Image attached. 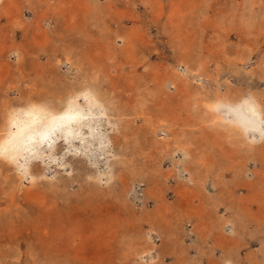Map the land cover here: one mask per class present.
<instances>
[{
    "label": "rangeland",
    "instance_id": "374dc122",
    "mask_svg": "<svg viewBox=\"0 0 264 264\" xmlns=\"http://www.w3.org/2000/svg\"><path fill=\"white\" fill-rule=\"evenodd\" d=\"M82 91L0 144V264H264V0H0V139Z\"/></svg>",
    "mask_w": 264,
    "mask_h": 264
},
{
    "label": "bare ground",
    "instance_id": "6f19581e",
    "mask_svg": "<svg viewBox=\"0 0 264 264\" xmlns=\"http://www.w3.org/2000/svg\"><path fill=\"white\" fill-rule=\"evenodd\" d=\"M89 94L84 91L82 92H76L73 95L69 97V101L74 102L71 105V108H69V105H66L64 110L57 112L56 114L52 113L51 111L47 112L45 110H41L38 107L35 109H32L37 112L38 115L42 114H49V117L44 119L40 124L36 123V118L32 115H29L23 124L18 125L17 130L15 133H12L10 136L9 141L4 142V137L0 139V144L3 143V145L8 146H14V148L19 146L20 141L22 140L21 137L24 135V139L26 142H31L33 139L37 138L40 139L41 142L47 139L48 135L52 133L54 130H60L63 128H68L72 124L74 126H71L72 128L78 130L80 129L81 125V116L85 112L81 107H79V102L82 100L89 101ZM214 101V100H213ZM228 101V100H227ZM254 102V101H253ZM89 103V106H91V103ZM260 106V105H259ZM30 110L25 109L23 111L26 112ZM92 110V109H91ZM211 110L214 112L215 117L214 121L219 122L221 120H227L228 117H231L233 119V125L234 120L237 118V114L241 111L245 114H252V102L247 100H242L236 104H226L221 101V99H215L214 103L212 104ZM32 114V113H31ZM240 115V114H239ZM46 116V115H45ZM88 116V115H87ZM263 117V116H262ZM245 118V117H244ZM242 120H240L241 122ZM15 122V121H14ZM83 122V121H82ZM243 122V121H242ZM86 124V123H85ZM242 124V123H241ZM254 124V123H253ZM258 124V123H257ZM263 124V123H262ZM8 126V125H7ZM235 129V128H234ZM233 129V130H234ZM247 129V128H246ZM67 132V129H65ZM236 130V129H235ZM11 133V132H10ZM9 133V134H10ZM64 134V133H63ZM249 134V133H248ZM256 136V135H255ZM250 137V136H249ZM9 138V137H8ZM5 148V147H4ZM3 148V149H4ZM74 159V158H73ZM34 163V162H33ZM34 231V230H33ZM48 232V231H47ZM14 234V233H13ZM35 238V237H34ZM43 239V238H42ZM52 239V238H51ZM41 240V239H40ZM21 242V241H20ZM56 242V241H55ZM37 244V243H36ZM40 244V243H39ZM152 244V243H151ZM83 246V245H82ZM81 246V248H82ZM50 247V246H49ZM85 248V247H84ZM43 249V248H42ZM81 251V250H80ZM40 252V251H39ZM53 252V251H52ZM75 253V252H73ZM81 253V252H80ZM97 254H99L97 252ZM161 254V253H160ZM160 254L154 252L153 250H149L145 252L146 256V262L148 264H153L155 261H157L160 258ZM65 257V256H64ZM77 257V256H76ZM56 258V257H55ZM76 259V258H75Z\"/></svg>",
    "mask_w": 264,
    "mask_h": 264
}]
</instances>
